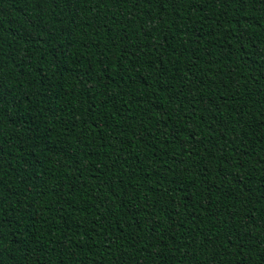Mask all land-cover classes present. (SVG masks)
Masks as SVG:
<instances>
[{"label": "trees", "instance_id": "trees-1", "mask_svg": "<svg viewBox=\"0 0 264 264\" xmlns=\"http://www.w3.org/2000/svg\"><path fill=\"white\" fill-rule=\"evenodd\" d=\"M0 264H264V0H0Z\"/></svg>", "mask_w": 264, "mask_h": 264}]
</instances>
